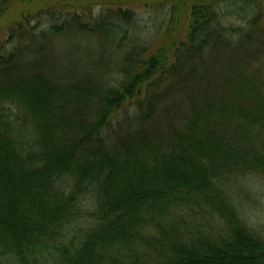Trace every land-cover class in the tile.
<instances>
[{
  "label": "trees",
  "instance_id": "trees-1",
  "mask_svg": "<svg viewBox=\"0 0 264 264\" xmlns=\"http://www.w3.org/2000/svg\"><path fill=\"white\" fill-rule=\"evenodd\" d=\"M80 1L0 0V264H264V0Z\"/></svg>",
  "mask_w": 264,
  "mask_h": 264
},
{
  "label": "rangeland",
  "instance_id": "rangeland-1",
  "mask_svg": "<svg viewBox=\"0 0 264 264\" xmlns=\"http://www.w3.org/2000/svg\"><path fill=\"white\" fill-rule=\"evenodd\" d=\"M108 1H111V0H108ZM129 1H134L133 5H132L133 10L135 11L137 16L139 17V19L143 23H148L147 24L148 27L150 26V22L156 20L155 17H157V19H158V14L160 13L159 11L157 13V10L155 11V9H152L151 7H148V6L147 7H143L142 6V4L146 3L145 0H142V2H140L138 4L135 3V0H129ZM158 1L159 2H163V0H158ZM88 3L91 4V6H92V9H91L92 14L91 15L93 17L96 16L102 9H106V8H104L102 6L101 7L95 6L94 5L95 4L94 1H92V2L90 1ZM139 4H140V6H139ZM101 5H103V4H101ZM179 18H181L182 22L185 21V12L180 13ZM66 45H68V42H62V43L58 42L57 43V46H58L57 48L58 49H62V48H65ZM259 183L260 182L257 181L256 183H252V184L255 185L256 188L258 189L261 186ZM261 190L263 191L264 188L260 189V191ZM263 203H264V200H263ZM253 212H260V211L259 210L255 211V209H254ZM259 215H261V214L260 213L259 214H257V213L255 214V216H258V217H256V219L252 222V226H250V227H251V230H253V231L257 232V233L264 234V217H260Z\"/></svg>",
  "mask_w": 264,
  "mask_h": 264
}]
</instances>
